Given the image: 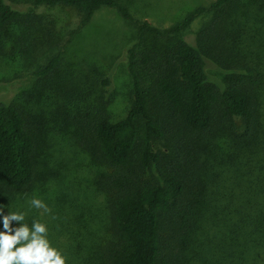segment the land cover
Returning <instances> with one entry per match:
<instances>
[{"label": "trees", "instance_id": "trees-1", "mask_svg": "<svg viewBox=\"0 0 264 264\" xmlns=\"http://www.w3.org/2000/svg\"><path fill=\"white\" fill-rule=\"evenodd\" d=\"M231 2L213 0L157 28L135 18L122 0H33L26 13L0 0V29L28 21L33 9L45 6L77 13L68 40L101 8L135 33L126 51L132 92L126 114L112 122L97 104L84 113L89 142L107 169L96 182L104 196L103 232L75 235L73 225L62 222L66 264H192L194 258L197 264H264V70L237 59L228 68L219 65V79L208 74L205 61L216 57L212 50L222 40ZM209 13L214 18L193 43L184 41L192 22ZM147 39L161 51H139ZM58 56L37 75H48ZM100 83L107 87L109 80ZM166 135L175 153L168 156L157 149ZM35 148L22 110L0 101V231L8 213L37 218L21 199L1 194L34 185Z\"/></svg>", "mask_w": 264, "mask_h": 264}, {"label": "rangeland", "instance_id": "rangeland-1", "mask_svg": "<svg viewBox=\"0 0 264 264\" xmlns=\"http://www.w3.org/2000/svg\"><path fill=\"white\" fill-rule=\"evenodd\" d=\"M122 1L135 18L157 28H166L190 10L213 2ZM32 2L10 0L9 4L26 13ZM225 12L222 40L219 47H212L216 57L205 59L208 74L221 79L219 65L228 68L237 59L264 70V2L232 0ZM212 18L214 14L209 13L195 19L183 40L193 43V35ZM77 24L78 16L72 9L39 6L28 21L0 29V101L21 109L26 117L36 142L37 169L35 183L29 190L1 194L5 199H21L18 203L30 209L34 217L37 215L24 220L49 228L51 238L47 239L59 252L66 241L58 234L62 222L73 225L75 235L103 232L104 196L96 182L107 169L96 159L89 142L84 113L91 104H97L110 121H118L126 114L132 96L126 51L135 43L134 30L106 8L97 10L90 22L68 40V32ZM223 48H229V55ZM149 49L161 51L160 43L147 39L139 51ZM56 54L59 56L55 68L46 76L37 75ZM105 77L109 85L102 87L100 81ZM171 145L166 135L158 140L157 149L168 156L174 153ZM33 199L41 200L49 211L33 207ZM191 262L198 263L196 258Z\"/></svg>", "mask_w": 264, "mask_h": 264}, {"label": "clouds", "instance_id": "clouds-1", "mask_svg": "<svg viewBox=\"0 0 264 264\" xmlns=\"http://www.w3.org/2000/svg\"><path fill=\"white\" fill-rule=\"evenodd\" d=\"M31 205L48 212L47 206L38 199ZM25 214L12 212L2 216L3 231H0V264H66L65 257L50 246L47 228L34 222L31 229L22 224ZM13 222L19 227H12Z\"/></svg>", "mask_w": 264, "mask_h": 264}]
</instances>
